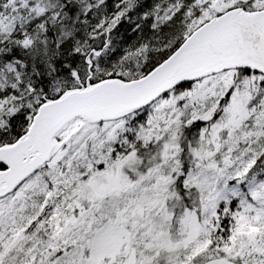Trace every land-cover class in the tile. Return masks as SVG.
I'll return each mask as SVG.
<instances>
[{"label": "snow or ice", "instance_id": "6c2138e0", "mask_svg": "<svg viewBox=\"0 0 264 264\" xmlns=\"http://www.w3.org/2000/svg\"><path fill=\"white\" fill-rule=\"evenodd\" d=\"M0 264H264V0H0Z\"/></svg>", "mask_w": 264, "mask_h": 264}]
</instances>
